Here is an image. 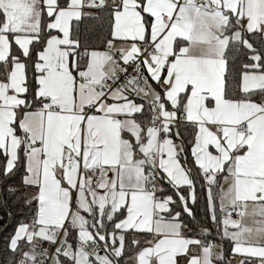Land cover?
I'll return each mask as SVG.
<instances>
[{
	"label": "snow or ice",
	"instance_id": "1",
	"mask_svg": "<svg viewBox=\"0 0 264 264\" xmlns=\"http://www.w3.org/2000/svg\"><path fill=\"white\" fill-rule=\"evenodd\" d=\"M0 264H264V0H0Z\"/></svg>",
	"mask_w": 264,
	"mask_h": 264
},
{
	"label": "trees",
	"instance_id": "2",
	"mask_svg": "<svg viewBox=\"0 0 264 264\" xmlns=\"http://www.w3.org/2000/svg\"><path fill=\"white\" fill-rule=\"evenodd\" d=\"M4 221L3 220H0V225H3Z\"/></svg>",
	"mask_w": 264,
	"mask_h": 264
}]
</instances>
